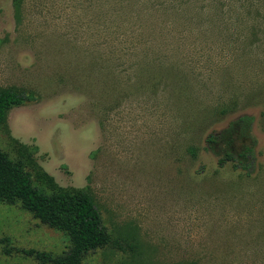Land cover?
Segmentation results:
<instances>
[{"label": "rangeland", "instance_id": "374dc122", "mask_svg": "<svg viewBox=\"0 0 264 264\" xmlns=\"http://www.w3.org/2000/svg\"><path fill=\"white\" fill-rule=\"evenodd\" d=\"M0 87V152L93 198L82 264H264V0H0ZM69 246L0 202V264Z\"/></svg>", "mask_w": 264, "mask_h": 264}, {"label": "trees", "instance_id": "16d2710c", "mask_svg": "<svg viewBox=\"0 0 264 264\" xmlns=\"http://www.w3.org/2000/svg\"><path fill=\"white\" fill-rule=\"evenodd\" d=\"M35 100L36 97L28 91L0 87V128L13 107ZM253 159V150L246 148L235 161L238 167L248 170L253 165ZM45 184L48 191L37 187L21 164L0 152V202L19 204L35 219L64 232L69 238V249L61 255L35 251H30L29 254L43 263L82 264L89 252L110 242V236L101 224L93 198L85 190L61 188L51 178Z\"/></svg>", "mask_w": 264, "mask_h": 264}]
</instances>
